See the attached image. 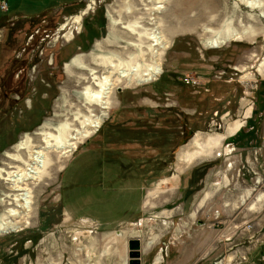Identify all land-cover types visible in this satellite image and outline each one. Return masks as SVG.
<instances>
[{
  "label": "rangeland",
  "instance_id": "1",
  "mask_svg": "<svg viewBox=\"0 0 264 264\" xmlns=\"http://www.w3.org/2000/svg\"><path fill=\"white\" fill-rule=\"evenodd\" d=\"M156 4L165 10L150 12ZM130 6L168 48L143 49L142 69H161L150 83L110 72L103 110L84 96L110 76L101 60L141 54L125 29ZM43 134L58 170L30 224L0 235V264H130L133 241L140 264H264V0H0V168ZM212 139V154L182 161ZM10 194L0 179V219Z\"/></svg>",
  "mask_w": 264,
  "mask_h": 264
},
{
  "label": "bare ground",
  "instance_id": "2",
  "mask_svg": "<svg viewBox=\"0 0 264 264\" xmlns=\"http://www.w3.org/2000/svg\"><path fill=\"white\" fill-rule=\"evenodd\" d=\"M244 1V0H243ZM163 4L154 5L151 11H157V13H162L165 10ZM134 7V6H133ZM132 6L126 7V17L132 21L126 25L125 29L130 31L133 35L139 38V45H135V48L140 51V56L135 57L133 64L130 62L120 64H115L112 59L103 58L101 60V64L107 68L109 71V77L99 78L98 76L93 79L94 86L98 88V91L94 90V86L92 85L90 88L86 90L85 97L90 102H97L101 105L103 110H107L110 107L111 101L108 99L112 91V87L114 84L112 82L111 73H117V76L120 80L127 79L129 82H133L134 79L138 80L139 84H147L151 81H154L158 75L161 74L160 66H150L148 69L143 70L140 65L139 58H141L142 62L146 61L143 49L147 48L151 53L156 57H160L162 51L168 48V42L166 41L164 33L161 32V20L159 18H151V23L155 25L158 29H161L158 33H156L155 29L147 30L143 28L140 24L139 11L133 8ZM147 9V8H146ZM154 14V13H151ZM150 14V15H151ZM79 18V17H78ZM139 18V19H138ZM150 18V17H149ZM79 20V19H78ZM135 20V21H134ZM78 22V21H77ZM120 24V23H119ZM172 24V23H171ZM65 27V26H64ZM209 31V30H208ZM163 33V34H162ZM132 36V35H131ZM134 36V37H135ZM244 36V35H243ZM238 34H231L228 38L220 37L215 42L208 44L212 48H220L228 41H233L238 39ZM138 43V42H137ZM78 63V61H74V65ZM126 65L129 69L119 70L122 66ZM115 77V76H114ZM91 80V79H90ZM92 83V84H93ZM115 86V85H114ZM100 119L91 125L92 132H96L101 128ZM240 129V125L230 130V134L236 133ZM58 130V129H57ZM65 128L61 127L58 133L61 132V136L64 133ZM87 135H84V138H87ZM52 136H54L52 134ZM52 136L50 134L42 135V145L36 146L34 140L32 138H27V140L21 143L17 147V152L13 155H7L6 162L3 165V168H0V179L6 182V185L9 187L10 195L5 198L8 199V204L10 206H15V208L8 209L7 214L8 217H2L0 219V235H6L9 233H15L21 230L24 226H28L30 224L29 220L31 219L30 215L33 211L34 198L36 191L41 188L44 179L47 176H51L50 173L56 172L58 170V166L53 165L50 168V155L52 154V148L54 146L51 145ZM59 137V136H58ZM83 138V136H82ZM61 138L55 139L56 141H60ZM73 139V138H71ZM54 141V140H53ZM74 141H78V139H74ZM65 142V141H64ZM219 139L209 140L207 146L203 151L195 152L184 156L182 161L187 163L188 165L192 163L197 155H205L209 156L216 146H219L221 143ZM68 143V141H67ZM54 144V143H53ZM71 152L76 151L78 149V144L76 143L72 145ZM61 146V145H60ZM201 146V145H200ZM64 148V147H63ZM70 149V148H69ZM66 150V149H65ZM68 150V149H67ZM70 151V150H69ZM63 152V151H62ZM212 154V153H211ZM20 209L26 212L24 215H21ZM28 220L24 223L23 220ZM221 264V263H220Z\"/></svg>",
  "mask_w": 264,
  "mask_h": 264
},
{
  "label": "water",
  "instance_id": "3",
  "mask_svg": "<svg viewBox=\"0 0 264 264\" xmlns=\"http://www.w3.org/2000/svg\"><path fill=\"white\" fill-rule=\"evenodd\" d=\"M141 243L140 241H133L130 244V258L131 263L130 264H140V258H141Z\"/></svg>",
  "mask_w": 264,
  "mask_h": 264
},
{
  "label": "built area",
  "instance_id": "4",
  "mask_svg": "<svg viewBox=\"0 0 264 264\" xmlns=\"http://www.w3.org/2000/svg\"><path fill=\"white\" fill-rule=\"evenodd\" d=\"M1 9L3 11H8L9 8H8L7 2L1 1ZM185 81L187 82V84H190L191 82L194 83V81L190 80L189 78H186ZM239 259H241V260H239ZM239 259L236 256H234L232 258V261H231L230 264H244L245 261H243V257L242 258H239Z\"/></svg>",
  "mask_w": 264,
  "mask_h": 264
},
{
  "label": "crops",
  "instance_id": "5",
  "mask_svg": "<svg viewBox=\"0 0 264 264\" xmlns=\"http://www.w3.org/2000/svg\"><path fill=\"white\" fill-rule=\"evenodd\" d=\"M16 11V10H15ZM15 13V12H14Z\"/></svg>",
  "mask_w": 264,
  "mask_h": 264
}]
</instances>
